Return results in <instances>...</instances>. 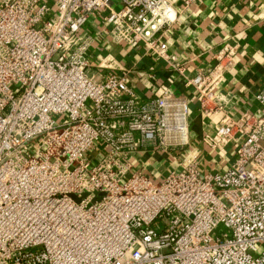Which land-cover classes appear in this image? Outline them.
Masks as SVG:
<instances>
[{
  "label": "built area",
  "instance_id": "built-area-1",
  "mask_svg": "<svg viewBox=\"0 0 264 264\" xmlns=\"http://www.w3.org/2000/svg\"><path fill=\"white\" fill-rule=\"evenodd\" d=\"M178 16L168 0H0V264H264V84L256 112L232 113L216 89L236 44L188 76L165 40ZM93 23L219 116L199 144L185 97L143 100L132 67L97 61Z\"/></svg>",
  "mask_w": 264,
  "mask_h": 264
},
{
  "label": "crops",
  "instance_id": "crops-1",
  "mask_svg": "<svg viewBox=\"0 0 264 264\" xmlns=\"http://www.w3.org/2000/svg\"><path fill=\"white\" fill-rule=\"evenodd\" d=\"M168 1L178 9L179 16L167 29L165 40L170 53L185 66L186 75L208 71L215 63L214 54L226 41L236 44L216 90L233 96L232 113L256 112L260 106L255 93L264 84V0H200L188 5L185 0ZM87 27L96 38L97 61L110 55L132 67L128 83L143 100L166 87L186 98L192 143L199 144L203 132L212 131L219 116L207 117L200 112L195 90L184 85L166 60L148 52L145 46L129 47L106 39L97 32L98 23ZM143 159L136 160V169L158 179L170 166L168 160Z\"/></svg>",
  "mask_w": 264,
  "mask_h": 264
},
{
  "label": "rangeland",
  "instance_id": "rangeland-1",
  "mask_svg": "<svg viewBox=\"0 0 264 264\" xmlns=\"http://www.w3.org/2000/svg\"><path fill=\"white\" fill-rule=\"evenodd\" d=\"M53 3V2H52ZM99 151H100V148H98L97 150H94L92 151V155L94 157H96V159L98 158V155H99ZM199 169L201 171L202 174H205L207 173L210 169H212L208 163L207 160H205L204 162L201 163V165L199 166ZM150 177L153 179V180H157V178L154 176V175H150Z\"/></svg>",
  "mask_w": 264,
  "mask_h": 264
}]
</instances>
